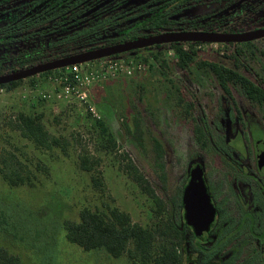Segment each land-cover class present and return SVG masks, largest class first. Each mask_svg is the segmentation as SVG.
Masks as SVG:
<instances>
[{
  "label": "rangeland",
  "instance_id": "obj_1",
  "mask_svg": "<svg viewBox=\"0 0 264 264\" xmlns=\"http://www.w3.org/2000/svg\"><path fill=\"white\" fill-rule=\"evenodd\" d=\"M123 36L119 27L106 29L88 40L95 43L85 50ZM84 45L78 38L69 51ZM249 46L237 49L243 52L247 75L264 82V43ZM199 50L200 59L233 66L218 44L205 43ZM150 52L156 50L114 59L137 60L145 69L96 80L85 101L65 91L60 78L71 75L67 70L26 79L11 90L0 88V247L22 264H142L129 253L113 258L103 249L84 251L69 243L64 222L76 221L85 208L107 215L117 208L134 224L152 229L159 217L146 186L163 202L180 204L193 167L202 168L211 185L221 173L219 155L238 160L264 143V107L252 103L239 86L231 85L227 93L210 71L195 65L179 70L172 51L161 57L170 59L165 69L155 60L145 64ZM108 61L82 65L80 76ZM22 114L39 117L52 137L68 145L38 147L17 128ZM98 122L105 124L115 146L102 138ZM82 157L89 159L92 171L82 169ZM7 176L25 183L12 185ZM204 242L189 234L185 260Z\"/></svg>",
  "mask_w": 264,
  "mask_h": 264
},
{
  "label": "flooded vegetation",
  "instance_id": "obj_2",
  "mask_svg": "<svg viewBox=\"0 0 264 264\" xmlns=\"http://www.w3.org/2000/svg\"><path fill=\"white\" fill-rule=\"evenodd\" d=\"M166 10L171 25L176 24L166 28L170 33L238 35L264 30V0H0V33L5 35H0V49L23 52L39 44V33L44 31L42 19L53 18L56 31L73 34L92 29L101 18L116 16L106 27L111 30L119 27V32L124 33L128 26H137ZM260 42L264 43V38L245 43L209 44L240 49L242 45L254 46ZM262 153L264 143H257L254 153L238 160L219 155L217 167L221 173L211 185L202 169L215 215L205 242L197 244L193 254L187 256V264H264ZM195 168L200 167H193L190 173ZM189 181L190 174L183 189ZM191 230L194 240L198 236ZM208 244L210 250L206 248Z\"/></svg>",
  "mask_w": 264,
  "mask_h": 264
},
{
  "label": "trees",
  "instance_id": "obj_3",
  "mask_svg": "<svg viewBox=\"0 0 264 264\" xmlns=\"http://www.w3.org/2000/svg\"><path fill=\"white\" fill-rule=\"evenodd\" d=\"M60 4L62 2H59ZM168 13L169 11L166 10L165 13L160 12V14L155 15L143 23H139L137 26H128L121 40H108L104 44H99L100 46L105 45L104 47H97L91 51L170 33L169 31H165L166 28L173 27L176 24L173 23L171 25ZM114 20H116V16L105 19L101 18L92 29L73 33L74 35H72V33L64 34L56 31L57 25L53 18L42 19L44 31L39 33V44H34L33 48L25 49L23 52L13 50L11 53L7 50L0 49V53H2L0 54V76L14 74L41 64L56 61H51L50 59L55 55L57 56L56 59L60 60L91 52L85 50V48H87V45H92L95 42L89 43L88 40H94L91 38L100 36L107 29L106 26L110 22H114ZM147 31L151 32L145 33ZM0 35L2 37L5 36L3 33H0ZM78 38L83 40L85 45L79 48L75 47L72 51H69L73 41H76ZM201 44L203 43H171L145 48L140 51L156 50V52L147 54L149 57L143 61L146 64L150 60H155L162 69L167 67L168 60L170 59L161 57L166 56L165 53H168V51H172L174 55L172 58L173 63L179 70L185 71L195 65L200 69L210 71L216 76L224 91L230 93L231 85L239 86L252 103L264 107V82L261 80L256 82L249 78L250 71L245 68L241 59L243 52L227 47L224 56L233 63V66L228 67V65L221 62L200 59L201 52L199 46ZM126 54L106 58L102 61L120 59ZM61 70L65 71L67 68ZM51 72L40 75H46ZM23 81L2 85L0 88L11 90ZM18 122L17 128L21 134L34 142L38 147L47 149L58 147L65 149L68 145L65 140L52 137L43 125L42 120L37 116L33 117L22 114ZM98 125L102 138L108 141L109 144H114L115 146L114 139L108 132L105 124L98 122ZM156 146L161 147L159 141H157ZM81 167L84 171L88 172L94 169L86 157L81 158ZM15 178L7 176V179L12 185L25 183L22 177L16 176ZM93 180L96 186H101L102 182L99 179L94 178ZM187 187L188 185L182 190L183 193ZM145 191L151 195L157 207L159 221L154 228L146 229L134 224L127 213L117 208L112 209L109 215L85 208L80 211L76 221L64 222L67 241L80 247L84 251L103 249L113 258H120L126 253H129L132 258L140 260L142 264H149L150 262L153 264H187L185 261L187 237L189 234L192 237L194 236L191 228L182 216V204H177L175 200L163 202L155 196V192L150 187L146 186ZM167 211L168 216L164 217ZM129 246H132L131 250H129ZM0 264H22V261L19 257L12 255L6 248L0 247Z\"/></svg>",
  "mask_w": 264,
  "mask_h": 264
},
{
  "label": "water",
  "instance_id": "obj_4",
  "mask_svg": "<svg viewBox=\"0 0 264 264\" xmlns=\"http://www.w3.org/2000/svg\"><path fill=\"white\" fill-rule=\"evenodd\" d=\"M262 38H264V30L238 35L203 32L167 33L83 53L70 58L41 64L14 74L0 76V86L33 78L46 72L61 70L75 65H84L163 44L181 42L220 44L245 43ZM263 154L264 153H262V155ZM182 214L186 223L193 229L196 236L201 238L207 237L214 219L215 211L204 180L202 168H195L190 173V181L182 198Z\"/></svg>",
  "mask_w": 264,
  "mask_h": 264
},
{
  "label": "built area",
  "instance_id": "obj_5",
  "mask_svg": "<svg viewBox=\"0 0 264 264\" xmlns=\"http://www.w3.org/2000/svg\"><path fill=\"white\" fill-rule=\"evenodd\" d=\"M81 67L82 65H75L67 68V71H70L71 75L61 77L60 79L66 84L65 91L67 93L81 94V99L84 101L88 98L91 84L96 80L116 76L117 74L131 76L145 69L143 64L134 60H110L103 63L98 69L91 68L83 77L80 76Z\"/></svg>",
  "mask_w": 264,
  "mask_h": 264
}]
</instances>
